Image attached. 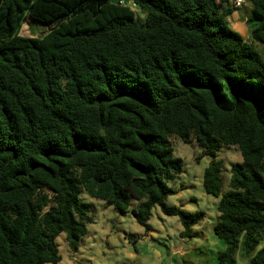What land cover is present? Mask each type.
I'll list each match as a JSON object with an SVG mask.
<instances>
[{
	"label": "trees",
	"instance_id": "obj_1",
	"mask_svg": "<svg viewBox=\"0 0 264 264\" xmlns=\"http://www.w3.org/2000/svg\"><path fill=\"white\" fill-rule=\"evenodd\" d=\"M230 0H0V264H60L56 238L76 252L88 234L81 192L151 231V209L175 215L181 237L204 217L168 207L181 171L172 140L211 158L204 191L218 197V264H235L264 230V0L250 39L228 21ZM26 17L40 36L20 35ZM249 41V42H248ZM200 155V156H201ZM248 264H264V246Z\"/></svg>",
	"mask_w": 264,
	"mask_h": 264
},
{
	"label": "rangeland",
	"instance_id": "obj_2",
	"mask_svg": "<svg viewBox=\"0 0 264 264\" xmlns=\"http://www.w3.org/2000/svg\"><path fill=\"white\" fill-rule=\"evenodd\" d=\"M233 12L239 13L237 9ZM32 21L31 17H26L20 35L40 36L49 30V27L31 29ZM254 47L264 58V45L254 42ZM172 146L173 156L181 162V171L167 183L173 194L167 197L165 205L178 207L187 213L204 214L201 222L192 227L193 234L190 237L179 236L183 229L179 218L164 215L158 205L151 209V231L146 233L130 212L136 201L125 214H121L105 206L103 201L81 192L78 200L89 205L91 216L88 234L76 252L69 250L64 233L57 236L60 264H218L217 256L226 250V243L214 234L218 220L216 207L220 197L229 191L231 165L239 163L242 157L236 146L222 148L216 153V159L222 161V190L218 197H214L207 194L202 185L203 172L211 158L201 155L202 150L195 141L184 142L176 138L172 140ZM260 236L262 238L254 250L244 255V234L239 235L235 264L249 263V259L264 246V230Z\"/></svg>",
	"mask_w": 264,
	"mask_h": 264
},
{
	"label": "crops",
	"instance_id": "obj_3",
	"mask_svg": "<svg viewBox=\"0 0 264 264\" xmlns=\"http://www.w3.org/2000/svg\"><path fill=\"white\" fill-rule=\"evenodd\" d=\"M233 1H229V6L233 7ZM239 11V13L232 12L231 16L229 17L228 21L231 24V27L236 30L240 35L243 34L242 38L244 40H249L250 38V29L246 25V18L249 15L251 5L247 1H244V3L239 6L238 8H235ZM247 36V37H246Z\"/></svg>",
	"mask_w": 264,
	"mask_h": 264
},
{
	"label": "water",
	"instance_id": "obj_4",
	"mask_svg": "<svg viewBox=\"0 0 264 264\" xmlns=\"http://www.w3.org/2000/svg\"><path fill=\"white\" fill-rule=\"evenodd\" d=\"M107 1L112 3V4H118L120 2L126 3L128 0H107Z\"/></svg>",
	"mask_w": 264,
	"mask_h": 264
},
{
	"label": "built area",
	"instance_id": "obj_5",
	"mask_svg": "<svg viewBox=\"0 0 264 264\" xmlns=\"http://www.w3.org/2000/svg\"><path fill=\"white\" fill-rule=\"evenodd\" d=\"M244 1H245V0H234V1H233V4H234L236 7H238V6L242 5V4L244 3Z\"/></svg>",
	"mask_w": 264,
	"mask_h": 264
}]
</instances>
